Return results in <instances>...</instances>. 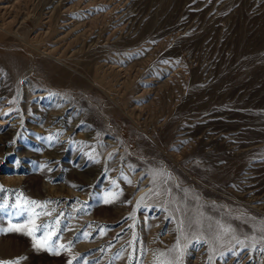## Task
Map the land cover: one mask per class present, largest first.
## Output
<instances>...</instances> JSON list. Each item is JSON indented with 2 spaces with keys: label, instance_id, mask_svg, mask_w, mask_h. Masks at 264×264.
Returning <instances> with one entry per match:
<instances>
[{
  "label": "rangeland",
  "instance_id": "374dc122",
  "mask_svg": "<svg viewBox=\"0 0 264 264\" xmlns=\"http://www.w3.org/2000/svg\"><path fill=\"white\" fill-rule=\"evenodd\" d=\"M0 205V264H264V0H0Z\"/></svg>",
  "mask_w": 264,
  "mask_h": 264
},
{
  "label": "snow or ice",
  "instance_id": "6c2138e0",
  "mask_svg": "<svg viewBox=\"0 0 264 264\" xmlns=\"http://www.w3.org/2000/svg\"><path fill=\"white\" fill-rule=\"evenodd\" d=\"M142 200L144 199L143 197L141 198ZM106 202H108V201H106ZM3 206L2 205H0V208H2ZM18 231H19V229H17ZM58 254V253H57ZM69 264H71V261L69 262Z\"/></svg>",
  "mask_w": 264,
  "mask_h": 264
}]
</instances>
